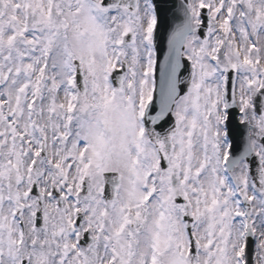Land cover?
Wrapping results in <instances>:
<instances>
[{"label": "snow or ice", "instance_id": "6c2138e0", "mask_svg": "<svg viewBox=\"0 0 264 264\" xmlns=\"http://www.w3.org/2000/svg\"><path fill=\"white\" fill-rule=\"evenodd\" d=\"M0 264H264V0H0Z\"/></svg>", "mask_w": 264, "mask_h": 264}]
</instances>
